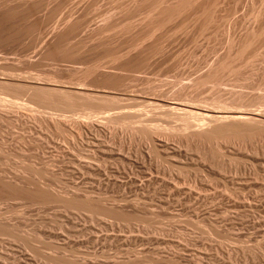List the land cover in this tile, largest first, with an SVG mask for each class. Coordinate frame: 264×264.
Masks as SVG:
<instances>
[{"label":"rangeland","instance_id":"1","mask_svg":"<svg viewBox=\"0 0 264 264\" xmlns=\"http://www.w3.org/2000/svg\"><path fill=\"white\" fill-rule=\"evenodd\" d=\"M22 1L27 5L30 0ZM44 1L48 5H43L38 16L58 2L63 4H58L61 7L53 12L47 34L49 29L58 24L61 27L63 22L74 18L80 7L89 3L86 2L89 0ZM96 2H92L89 10L90 28L109 14L117 12L116 19L117 15L123 17L119 9L112 7L117 5L116 0ZM89 27L73 41L86 38ZM46 33L42 39L36 34L23 40L0 38V97L16 102L13 106L6 105L3 113L0 111V115L5 113L0 116V176L22 186L27 181L37 182L45 190H52L51 193L79 200L70 206L53 200L38 203L26 194L0 186V198H7L0 200V264H264V140L250 141L252 147L249 141H233L221 143L220 147L210 145L211 149L209 144L203 146L195 140L190 144L192 138H187L189 142L184 140L185 132L189 131H185L180 121H170L171 126L176 123L177 128L183 126L177 130L165 125L169 121L162 118L156 120L157 125L161 124L160 128L165 125L166 133L162 131L164 134L154 141L139 135L131 137L129 127L137 125V121L130 126L112 124L96 135L86 123L95 106H130L140 113L135 111L136 120L146 114L148 117L149 107H145L142 98L152 96L149 92L154 86L174 93L179 86L170 83L171 86L169 82L175 77H148L154 84L149 83L152 88L148 85L145 90L139 85L144 77H123L122 86L86 87L87 95L81 96L72 89H76L73 86L76 70L84 68L85 63L75 59L59 64L36 61L34 52L47 40L50 33ZM184 56L181 70H186L193 60ZM95 79L86 77L85 81ZM189 79H182V83ZM245 80L232 83L234 86L244 83L242 90L250 99L264 93L263 85L262 89L251 86L256 89L248 91L247 83L252 78ZM252 82L250 85L255 83ZM26 84L35 86L29 89ZM207 88L210 89L204 86L197 91H202L201 97L210 92ZM146 90L150 91L145 93ZM33 94L34 100L30 102L28 97ZM67 95L69 103L77 104L71 111H54L43 105L66 103ZM262 105L257 107L263 109ZM142 107L146 109L143 111ZM140 111L146 114L143 116ZM55 114L60 127L48 120ZM142 118L147 122V118ZM80 123L87 127L80 129ZM31 185L29 189L33 188Z\"/></svg>","mask_w":264,"mask_h":264},{"label":"bare ground","instance_id":"2","mask_svg":"<svg viewBox=\"0 0 264 264\" xmlns=\"http://www.w3.org/2000/svg\"><path fill=\"white\" fill-rule=\"evenodd\" d=\"M15 1H18L19 4ZM33 1L28 2L27 0L29 4L26 5V1L24 4L22 0H0L1 39L15 38L16 40H23L24 37L32 34H36L38 39L43 37L48 31L50 26L48 24L53 17V12L63 4L58 2L61 5L60 7L58 4L51 9L48 7L49 10L46 14L38 16L39 11L43 8V3L46 2L43 0L44 2L40 3L41 1L35 0L34 2L38 1V3H32ZM86 2L89 3H85L82 8L79 5L80 11H77L79 7H76L78 13L73 15L75 17L69 19V22H63L61 27H58L59 24L56 25L57 27L54 25L55 28L51 26L53 29H49L48 34H50L47 36V40L38 49L39 51L34 52L36 53L34 55L36 61L47 60L59 64V62H72L75 59V61L79 60V62L85 63L84 68L79 71L76 70V81L73 84L76 89H72L81 96L87 95L86 87L114 89V85L122 86L124 85L123 77H147V79L140 78L139 85L143 90L150 86L149 83H153L149 82L150 78L148 79V77H175L173 79L175 80L174 83L172 80L169 84L177 83V87L179 86L174 93L169 92L171 94L166 93V90L161 91L163 89L159 87L157 89H160V91H158L155 88L157 86H154L151 92H149L150 90L147 91L148 89L147 92H141L142 94L144 92L152 94V96H148L152 98L151 101L147 96L142 98L144 104L147 105L145 107H149V110L146 111L150 112L148 117H151L149 120L152 122L148 121L146 112L144 113L146 117L142 118L141 116L138 118L144 120L147 118V122L141 119L140 121H138L139 119L136 120V116L140 113L138 112V114L135 110L138 114L135 115V111L130 106H128L129 109L119 106L110 108L109 105L95 106L94 112L91 113L86 123L94 128L96 135L104 132L112 124L130 126L137 121V125L129 127L130 130L132 128L131 137L132 135H139L148 139V141H154L155 137L166 133L165 125H170V121H180L185 131L186 129L189 131L188 133L185 132L186 139H183L188 142V139H193L190 140V144L191 141L195 140L200 145L205 144L203 146H208L209 144L208 148L212 146L214 148V146L221 143H231L233 141H246V143L252 141L253 143L257 139L264 140V108H259L264 103V93L262 92L264 90V0H116L115 4L117 5L115 6L117 7L112 6L113 0L111 6L119 9L118 12L120 15L123 14L121 15L123 17L117 15L116 19L114 16L117 12L114 11V13L116 12L115 15L111 13L113 15L109 14L102 17L101 21L91 28L89 26L92 17L90 18L89 10L92 7V2H97L96 0ZM108 4L110 5V3ZM32 17L35 19L31 20ZM118 17L120 20H118ZM86 27L90 28L86 38L81 37L80 40L73 41L74 37ZM15 39L12 40L15 41ZM89 41L95 42L88 44ZM184 55H188L187 60L190 57L193 59H190L191 63L187 61L189 63L188 71L186 68V70L180 68ZM77 71L79 72L78 75ZM10 76L25 77L16 74ZM86 77H96V79L87 83L85 81ZM185 78L189 79V82L182 83ZM250 78L254 80L255 85H250L252 80L250 83V80L248 81L249 84L246 82L250 86L249 88L246 87L248 91L250 88L253 89L251 86L262 89L260 87L263 85L261 90L263 94H256L254 95L256 97H254L251 93L254 100L250 95L249 97L252 98H248L247 92L243 91L245 90L244 83H240L238 86H234V83H232H238L241 80L244 82L245 79ZM182 79L184 80L182 81ZM163 81L166 82V79ZM26 86L31 89L35 85L26 84ZM204 86H208L210 89L207 88L206 90H208L207 92L210 90V92L205 94L203 91L205 96L202 95L201 97L199 93L202 91L199 93L197 91ZM242 88L244 89L242 90ZM154 90L157 92L155 93ZM109 97L114 98L113 96ZM7 98L0 97V111L2 113L6 105L13 106L16 103L13 99ZM28 99H30V102L34 100V94L29 96ZM133 99L135 98L133 97ZM68 101H70L69 95L65 96L66 103H45L43 105L54 111H71L75 109L77 104ZM203 103L206 106H202ZM254 106L259 107L253 109ZM145 109L142 107L143 111ZM117 112L119 113L116 115ZM70 115L69 118L75 120V117H70ZM56 116L55 114L48 120L60 127V120ZM158 118L169 121V124L163 120L166 124L160 128L161 124L157 125L158 121H156ZM87 124L80 123V129H85ZM181 125L179 128L170 126L180 130L183 127ZM175 133L176 131L173 134ZM181 134L184 135V133ZM179 141H181L180 138ZM238 142L236 143L238 144ZM252 143H249L251 147ZM217 147H220V145ZM211 149L207 150L211 152ZM36 183L27 181V184L23 186L20 184V186L17 181H4L0 176V186L2 188L9 189L14 193L26 194L30 199H33V202L43 200L63 201V203L65 202L70 206V203L74 202L75 204L79 200L73 198V200L75 199L73 201L72 196L64 198L55 192L56 195L51 193L52 190H45ZM29 184H32V189L31 187L29 189ZM4 199L7 198H0V200ZM98 211H100L99 208Z\"/></svg>","mask_w":264,"mask_h":264}]
</instances>
